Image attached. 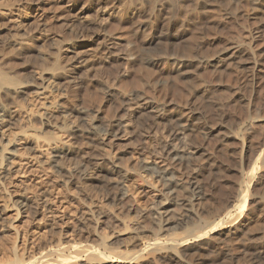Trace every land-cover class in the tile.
<instances>
[{
	"label": "rangeland",
	"instance_id": "rangeland-1",
	"mask_svg": "<svg viewBox=\"0 0 264 264\" xmlns=\"http://www.w3.org/2000/svg\"><path fill=\"white\" fill-rule=\"evenodd\" d=\"M60 1L61 0H0V25L5 24L9 30V31L8 30L5 31L2 34V35L6 34V36L4 35L3 38L7 37L6 39L8 40L14 39L18 41L19 43H21L22 46H25L26 48H29V49L32 47L31 48L32 53H29L26 56H21V57L18 56V57H15L14 59L12 57L11 58L12 60L10 62L11 65L15 66L17 69L18 68L26 69L27 67L31 66L35 69V72H37L38 74L41 71L39 67H42V64H41L42 60L44 59L46 54L49 53L50 47L54 49H61V52L59 53L61 62L65 60L64 52L69 47H72L75 50L82 52L81 55L85 56V58H88L87 59L88 61L89 59L91 61L92 58L90 57L94 56V50H93L94 45L92 44L94 41V38H93L94 32L93 30H90V29L80 30L79 26H81L82 24L94 23L96 19L100 20L102 16L106 14L107 16L111 15L109 17V20L110 19L111 20L108 21V23H106L107 26L105 25L106 27H104V29L105 28L106 29L104 31L105 32L108 31L109 34L113 33L111 35L120 37L118 39L120 41L122 40L123 44L125 42L124 45H128L127 43H130V46H129L130 50L128 49L129 50L128 52L131 51V53L134 55L133 57L134 59L133 58L131 59L130 57L128 62L124 64L125 65L124 70L125 68L127 69L126 71H123L124 75L121 76L120 78L121 80H119L118 81L119 83L116 84V89L120 90L121 92L123 91L124 93H129V94L130 93L131 94L136 93V95L142 94L143 96H146L147 98L154 100L155 102L163 106L166 110H170V109L172 110L174 108L181 110L182 113L184 114V122L192 126V129L194 130V133L196 136L202 137L200 139H198L197 137L196 138L198 139L197 141L202 142L206 140L204 133L206 131L207 126H213V125L215 126V124L217 125V127L220 125L218 128H223L221 131L223 130L228 131V129L230 128H233L232 131H235L236 129H238L236 131H239L240 126L236 123L235 120L238 118V115L239 116L240 114L242 115V112L244 109L240 102L234 101L235 98L238 95H240V93L249 96L256 90L259 93H261V95L264 92L263 91L264 90V67H263L262 72L252 74L251 71L237 64H232L234 68L231 67L232 65H228V67L227 65L224 67L222 66V68L221 67L213 68V67H208V66L203 65L204 67L198 69L200 72L197 70L195 72V75H193V77L190 80H183L171 71V66L168 63L164 64V62H162L160 65L147 66L145 64V60L147 58L155 57V54H153L154 52H151V51L146 52V54H143L145 52L143 50V47L145 45L144 43L150 37L149 36L150 29L148 27L139 25L141 19L139 17V14L136 8L137 7L136 4L140 3L139 0H116L117 2H115V5H114L115 7H113L111 4L105 5L103 3L101 5L103 7L100 6L101 8L92 7L84 13L83 12L78 13L79 10L83 7V3L81 2L80 5L78 6V9L76 12L77 14L73 13V17L71 16L70 18H63L65 15L64 13H62L64 12V8L61 9L62 8L61 5L63 4V2L61 1L62 2L61 3ZM143 1H148V0H143ZM40 2L41 3L46 2L45 4L46 11H41V10L36 11L37 9L36 6ZM240 3H238L239 5H237V3L233 4L235 6V7L234 6L232 7L233 11L235 10L239 11V9L241 10L239 11V13L236 11V13L239 15V18L240 16L242 18V19L240 18L239 22H241L243 25L246 22L245 25L247 24L246 25L247 27L244 25L245 30L248 29L250 26L251 28H253L256 25V23H258V21L263 17L264 3H263V8L261 7L257 11L258 16L254 20V22L253 20L247 21V19H249L247 16H249V12L252 11V8H251L252 6L249 3V1L244 0ZM134 4L136 7L133 6ZM64 5L65 3L63 4V6ZM215 8L212 9L213 11L210 9V13L207 11H200V12L198 11V13L196 14V19L198 20V24L191 27V33H196V34H193L195 37V40L199 42L203 41L204 43L206 39L208 38V40L203 44V47H202V50L204 51V53L201 50V56L205 58L209 57L210 54L212 56L214 55V53L216 54V52L220 49V47L223 46L227 38L230 39L232 36L234 35L237 36L238 34L241 33L242 24L241 23L237 24L239 23L238 20L236 22L233 19L231 20L224 19L222 17L223 8L222 7H215ZM98 9L100 12L98 11ZM219 9L222 11H219ZM133 13H136V14L133 15ZM218 13H221V14H218ZM243 13L244 15H242ZM58 14L63 17H60ZM40 15L42 17L39 18ZM97 15L98 16L100 15L101 17H98ZM113 15L114 16L117 15V16L114 17ZM209 16H212V17H209ZM214 16L216 18L217 17L221 19L223 18L225 20L223 21V23L225 22L226 24L224 23L223 25L218 26L214 21L215 20ZM58 17H60L61 19ZM152 19L155 20L156 18L155 19L152 18ZM67 22L68 24L66 25ZM201 23L203 26H205L204 28H206V30L202 29L203 26L201 25ZM207 26H208V29H207ZM223 26H225L226 28ZM232 26L235 27L236 29L233 28ZM216 28L218 29L216 30ZM211 29L213 32H211ZM237 29L238 31H236ZM233 30L235 31L234 33L236 34L233 33ZM216 32L218 33V35L220 36L223 35L224 37L218 36ZM195 35H197L198 37ZM202 35L205 37L203 38ZM200 37L202 40L199 39ZM241 37H243V35ZM38 39L39 41H37ZM46 41L49 42V44L45 45L44 42ZM213 43L215 46L213 45ZM257 45L259 47H264V36H262L261 40L259 39V42L257 43ZM179 48L180 50L182 49L185 52H188L189 50V48L186 46L184 41L182 42V44H180ZM55 51L56 50H54V52ZM4 53H7V51H3L2 48L0 47V54H4ZM28 55H29V58L27 57ZM26 59L30 60V62L28 60L26 61ZM38 64H39V67H38ZM11 65L10 66L7 65L6 67L10 68L12 67ZM144 68H147L148 70ZM235 68L236 70H238L237 68H239L240 71L239 70L236 71ZM96 69H97L96 67L93 69L92 71L93 73L90 76L91 79L87 78L86 79L87 81L85 80L84 82L85 84L82 88H80L79 90L71 89L69 90L68 95L70 97V100L73 97L72 101L74 105L80 106L89 112V114L91 115V117L88 118L89 120L92 119V117L94 116L96 112H100L98 114L99 118L101 117L103 118V120H107V118L109 119L110 115H112L113 112L115 113L117 110L120 111L121 99L116 98V97L115 99L113 97L112 100L109 101V98H107L106 96L107 94L105 93L104 86L102 85L95 86L94 81H100L102 82V84H104V81L106 80L108 76L107 73L105 74L106 75L105 76L102 71H99L100 68H98L99 70L98 69L96 70ZM216 69L217 71H215ZM94 73L95 74L99 73V74H96L97 76H95ZM22 74L26 75L27 72L23 71ZM221 74H223L224 76L226 75V77L222 76ZM253 76L255 79H253ZM102 77H105V78H102ZM205 79L207 81H204ZM239 79H241V81ZM243 79H246V80H243ZM198 81H200V84L197 83ZM203 82L205 83L204 86L201 85ZM198 84L199 86H202V87H199ZM231 84H233V87ZM193 85L194 86L197 85L199 87V88L196 87L198 88V90ZM229 85H231L230 89L232 90L229 89ZM238 85L239 86L241 85L240 87H242L243 85L244 86L240 90V87H238ZM101 86L102 88H104L102 89L104 90L103 92H101L102 90L100 91ZM45 87L46 88L43 91H38V92L35 90L31 91L26 96V100L23 101L22 105H19V106L18 105L16 106L12 101L0 95V104L2 105L8 104L7 106L9 110L11 111L19 112L21 110L20 112H22L21 113L22 117L20 119L21 122H19L21 125L18 124L19 127L21 128H19L18 126H17L18 128H15L16 127L15 126L9 129V127H2L0 125V137L2 136V138H0V141H1L0 147H2L3 144L7 142V140H10L13 143L9 144L10 146L8 145L6 148L10 147L9 149H13V150L17 149L14 156L11 159V164L9 165V167L10 166L11 167L9 168V171H7V175H6L7 178L6 177L4 178L6 180L4 179L2 181L0 180L1 181L0 182V216H1L0 222H2L0 223V229H2V226H4L5 228V229L4 228L2 229L4 233L0 232V263L7 264L9 262L8 260L13 261L16 259V257H18V259H22V258L24 259L22 264H27V263L28 264H124L121 262L122 260L124 261V258L128 256L134 257V255H137V256L140 255L139 257L142 258V260L151 259L152 256H150L149 254L151 252L149 251L148 253V251L147 252L143 251V249H144V244H146L149 241L151 242L155 239L153 235H156L155 234L156 232L153 233V230L157 229V225H158V220L156 219L157 213L159 211L163 212V208L166 207L167 210L169 208H172V210L170 209L169 211H173L175 214H180L181 213L180 207L175 205V203L171 205L163 206L164 205L163 203L164 202L166 203V200H167L164 195L166 191L161 186V183L157 180V178H155L154 180L153 179L154 176H150V175L147 176L148 173L146 174V172L145 173L142 172L143 170L141 171L140 167L142 165L140 166L139 155L130 153V151L133 148V145L131 146L130 144L126 143L125 147H119L120 150L119 149L116 151L114 150L111 153L109 152L108 148L102 149V147L100 148L99 146L98 147L92 146L85 142L82 145H78V146L74 145L72 144L74 140H72L68 136L69 133L67 130V126L72 125L73 123L76 122L75 117L63 118L61 122L65 124V128L61 130L58 128L62 126L61 123H57V125L54 127L55 129L50 128L46 125L45 126L42 125L41 117L42 116L44 117L45 113L47 112H51V113L55 112V109L53 108V106L51 107L50 105L55 102L58 103L61 99L60 92L55 86V83L52 82V80L47 81ZM191 87L195 88L194 91L193 89L191 90ZM234 87H237V88L235 89ZM88 88L89 89L92 88L93 91L89 90ZM200 88L201 89L203 88V89L201 90ZM257 88H259V90ZM195 91L197 92L195 93ZM237 91H239L240 93ZM245 91H246V94L244 93ZM90 93L91 94L93 93L94 95L96 94L95 97L91 95ZM228 95L231 97L232 101L230 100V97ZM262 96L264 97V95ZM116 100L119 102L117 103ZM226 100L230 102L227 103ZM221 102L222 103L224 102V105L221 104ZM218 103H220L219 106L217 105ZM236 103L238 105H241V107L238 106ZM110 104H112V106ZM222 105L224 106V108H222L223 107ZM117 106L119 109H117ZM99 107H102L100 108V111H98ZM229 107H231L230 109L232 111L229 109ZM234 107L238 110H235ZM259 107H262V106L259 105ZM239 108L241 109V111ZM109 109H111L112 112ZM194 109L195 110L197 109L196 111H199V112L200 110L205 111L206 118L204 115H202L200 120L202 119H207V120L197 121V118H195V116L192 114V112L193 113L195 112ZM224 109L225 111H228V112L225 113ZM262 110L263 109H260L259 113L257 114L252 113L251 117H253L252 115H254L255 117L258 114L264 115L263 113L264 110L263 111ZM217 113L221 115L219 116L217 115ZM33 114H35L36 116H34ZM29 115H33L34 118L36 117L37 119L41 118L39 119L40 121L37 120L36 118L33 120V123L36 122L34 123V125L36 124L35 128L37 126L39 128V129L37 128L38 130L43 129L45 132L47 131L46 132V134L48 133L47 136L53 135L52 133L54 132V137L62 140V142H60L62 143V146L66 144L64 146L67 147L68 145L69 147L70 145V147L75 148L72 157L70 156L69 158L61 162V165H62L61 168L63 172L61 173L55 172L56 169L53 168L52 165H49L50 163L49 156H50V152H52L51 147H53L51 143L49 144L48 141H45L42 138L41 139L39 138L40 140L38 139V141H36L37 140L36 133L38 131L36 133L34 131H36L37 129L33 131L32 128L28 127L30 128L29 130L24 126L26 122L28 123L27 116ZM225 116L227 117V119ZM233 117L234 118L236 117V118L234 119ZM213 118H214V121H212ZM222 119H223V122L221 123ZM94 123L96 122L94 121ZM207 124H210V125H207ZM225 124L227 125L225 126ZM228 125H230L229 126L230 128L228 127ZM263 127L258 131V134L255 136L256 138L254 137L255 142H257L262 136H264ZM25 130H26V133L25 132L23 133L22 131H25ZM43 130L42 132L46 136ZM42 132L39 131L38 134L40 133L42 134ZM210 143H212L210 144L211 147L212 146L214 147V145H216L214 141L212 142L210 141ZM108 153H110L111 155H114V156H111L112 158L110 157L111 162L117 161L121 164L122 168L129 171V173L127 174V176L129 175L126 179L127 181L124 183L126 187L125 191H126L127 196L126 198L124 197L123 200L121 201L116 198H113L115 195H118V193L120 192V188L115 187L114 185L115 182L112 179H107L105 181L103 180L101 182L94 183L92 186L87 187L86 184H88L89 182L86 183L87 181L85 182V179L83 176V175H86V176L91 175L93 173V165L95 163L94 161H96V159L101 158V157H107ZM219 153H217L218 159L215 160L216 163L213 166V168L205 170L203 173V175L205 176H203L200 179L201 187L204 186L202 188V192L205 198H203L202 200H195L193 202V204L195 203L194 205L195 210L196 211L199 210L198 214L199 215L201 214V217L205 216L202 218L206 220L208 219L206 217H209V221L213 219V217H211L213 215V212L215 211L220 212L224 208L226 202L232 196L231 194L237 188V184L238 185L240 184L239 182H241V179H242L241 177H244L241 183L247 184L248 182V179L244 175L241 174L242 170L238 162L235 160V157L232 156L231 153H229L228 151L227 153L225 151H221ZM97 154L99 156L98 158H97ZM95 155H96V158L94 157ZM204 159L205 158L203 159L201 158L200 160L201 163L200 162L199 163L203 164V162H206V159L205 161ZM147 163H148V160H147ZM149 163H151V160L149 161ZM3 164H2L3 166L0 165V173L4 171L5 163ZM260 166L261 168H263L262 165ZM67 171L68 172L72 171L73 174L76 175V177L78 175L83 174L82 175L83 177L80 179L77 177L76 179V177L74 176L73 182L67 181L65 180ZM219 176L222 177L223 181L220 179ZM214 177H215L216 183H212V182H215ZM225 177L228 179H226ZM65 182H69L73 184H69ZM152 184H154V186H156L157 188L154 187L153 189ZM212 184H215V185H213V187H210V185L212 186ZM77 186L79 188H77ZM82 187L84 188L82 189ZM157 190L159 191L157 192ZM109 191L111 192V195L109 194ZM180 191L176 192V196H182L185 194L183 191L181 192ZM162 192L164 196L160 194ZM84 193L86 195H84ZM205 194L207 195L205 196ZM21 200H24V202L27 203L25 207H27L28 209H26L25 207L17 208V205L19 201ZM163 200L164 202H162ZM15 201H17L16 203L17 205H15ZM216 205L218 206L215 209ZM219 207H221L220 210H219ZM262 209L264 210L263 207L253 209L254 214L252 215V219L250 221L251 223L249 224V228H248V230L252 231L253 233L255 232L259 233V231L264 230V211ZM232 211L233 212L230 213V215L232 214L231 217L228 216L229 214L227 215L226 213H224V215L225 214L226 215L225 216L223 215L224 217L222 216L223 220L220 218L216 222H219V220L220 221L222 220L221 222H224V220L227 223L231 222V220L233 219V216H236L235 215L236 213L239 214L238 211H234V210ZM207 213H210V214H207ZM216 213H214V215ZM208 215H211V216H208ZM176 230H174V233H176L175 232ZM178 230H177L178 232L176 235L180 237L183 235L182 234L183 231H181V229H178ZM161 234H164V233H161ZM165 235H161V237L162 236L164 237ZM14 249H16L15 251L17 255L16 254L14 255L13 253L15 252ZM138 253H141V254H138ZM4 261L7 263H5ZM212 263H213L212 260L206 262V264H212ZM262 264H264V262Z\"/></svg>",
	"mask_w": 264,
	"mask_h": 264
},
{
	"label": "bare ground",
	"instance_id": "bare-ground-1",
	"mask_svg": "<svg viewBox=\"0 0 264 264\" xmlns=\"http://www.w3.org/2000/svg\"><path fill=\"white\" fill-rule=\"evenodd\" d=\"M61 1L63 2V4L65 3V5L63 6L62 4L61 5L62 8L61 7L59 8L61 9L64 8V12L62 13H64L65 15L64 17L60 16L59 14L58 15L63 18H70L71 16L73 17V13L77 12L78 6L80 5L81 2L83 3V7L79 10L78 13L80 12L84 13L92 7L98 8L103 3L105 5L111 4L113 7H115L114 6L115 2H117L116 0H61ZM139 1L140 3L136 4L137 7L135 6V4L133 5L137 8L139 17L141 19L139 25L148 27L150 29V35H149L150 37L144 43L145 44L144 47L141 46L143 47V50L145 51L143 54H146V52H150V51L154 52L153 54H155V57L147 58L145 60V64L147 66L160 65L162 62H164V64L168 63L171 66V71L183 80H190L193 77V75H195V72L199 68L204 67L203 65L208 66V67H213V68H218V67L222 68V66L224 67L227 65L228 67V65L237 64L251 71L252 74L262 72L263 67H264V47H259L257 43L259 42V39L261 40L262 36H264V14L261 19L259 18L260 19L259 21L257 20L258 23H256L254 27L252 26L253 28H251V26L249 25L250 27L249 26L248 27L250 29L248 28L245 30V26L247 25V24L245 25L246 22L244 23L243 21L245 26L241 22H239L241 16L239 18V15L236 13L237 10L233 11V8H232L234 6L233 4L237 3V5H239L238 3L244 0H153V1L151 0L143 1L142 0V2L141 0ZM247 1H249V3L252 6L251 7L252 11L251 12H249L250 10L248 11L249 16H247L248 14L246 15L249 18L247 19V21L253 20L254 22V20L258 16L257 11L261 7L263 8L264 0H247ZM45 4L46 2L38 3L36 6L37 7L36 11L38 10L46 11ZM215 7L223 8L222 17L224 19H227V20L233 19L236 22L238 20L239 23L237 24H240V23L242 24L241 33L240 34L237 33L238 35L236 36L234 35L236 33H234L235 31L233 30L234 36H232L230 39L227 38L228 36L225 37L227 38V40L225 39L226 40L225 43L223 44L222 47H220V49L216 52V54L214 53L213 56L210 54V56L208 55L209 57L205 58L201 56V50H202L203 44L208 40V38L207 39L205 38L206 41L204 43L203 41L199 42L195 40V37L193 34H196V33H191V27L198 24V20L196 19V14L198 13V11L199 12L207 11L210 13V9L212 10ZM219 11H222V10L219 9ZM239 11L241 10L239 9ZM239 11L237 12L239 13ZM244 13L242 15H244ZM135 14L136 13H133V15ZM218 14H221V13H218ZM110 16L111 15L107 16L105 14L102 16L101 19L99 18L100 20L96 19L98 21L95 20L94 23L82 24L81 26H79L80 30L90 29V30H93L94 32L93 33L94 41L92 43L94 45V49L92 48L94 50V56L90 57L92 58L91 61L90 59L88 61L87 60L88 58H85V56H82L81 55L82 52L75 50L72 47H69L64 52L65 60L61 62L60 55H59V53L61 52V49H54L50 47L49 53L46 54V56L44 57L43 59L44 61L42 60V63H41L42 67H39L40 63L38 64V67L41 69V71L38 74L37 72H35V69L31 66L30 67L25 66L27 67L26 69H19V68L17 69L15 66L11 65L10 62L12 60L11 59L12 57L14 59L15 57H18V56L19 57L26 56L27 54L32 53L31 52L32 47L29 49V48H26L25 46H22L21 43H19L18 41L14 39L8 40L6 39L7 37L3 38V36L4 35L6 36V34L4 35L2 34L5 31H7L8 28L5 24L0 25V47L2 48L3 51H7V53L0 54V95L12 101L16 106L17 105L19 106V105H22V102L26 100V96L31 91L33 90L37 92L43 91L46 88L45 87L46 82L49 80H52V82L55 83V86L60 92L61 99L58 103L55 102L50 105L51 107L53 106V108L55 109V112L53 113L47 112L45 113L44 117L41 115L42 125L44 126L46 125L50 128H54L57 125V123H61L62 126L58 127L61 130L65 128V124L61 122L63 118L75 117L76 122L73 123L72 125L67 126V130L69 133L68 136L69 138L74 140V142H72V144L74 145H77V146L82 145L85 142L92 146H96V147L99 146L100 148L102 147V149L108 148L110 153L114 150L115 151L118 150L119 147H125L126 143L130 144L131 146L133 145V148L131 147L132 150L130 151V153L139 155L140 166L142 165L140 167L141 171L143 170L142 172L144 173L146 172V174L148 173L147 176L148 175L154 176L153 177L154 180L155 178H157V180L161 183V186L166 191L164 195L168 201L165 199L166 200V203H165L163 200L162 201L164 202L163 206L171 205L175 203V205L180 207V210H181L180 214H175L173 211H169L170 209L172 210V208H169L167 210L166 207L163 208V212L159 211L157 213L156 219L158 220V225L156 224L157 229L153 230V233L156 232L155 233L156 235H153L155 239L151 242L149 241L146 244H144V249H143V251H146V252L148 251V253L149 251L151 252L149 253L150 256H152L151 259L142 260V258L139 257L140 255L139 256L134 255V257L132 256L130 257L127 255L128 257L124 256L126 258L122 257L124 258V261L121 259L122 263L124 264H206L207 261L212 260L214 264H262L264 262V230L263 231L258 230L259 233L258 232L253 233L252 231H249L248 228H249V224L251 223L250 221L252 219V215L254 214L253 209L259 208V207L264 208V136H262L257 142L254 141V139L256 138L255 136L258 134V131L264 126V115L261 114L262 115L261 116L260 114H258L255 117L254 115H252L253 117H251L252 113L257 114L259 113L260 109L264 110V97L262 96L264 95L263 94L264 92L261 95V93H259L256 90L253 93L251 92L252 93L251 95L247 96L237 91L240 93V95L238 96L236 95L237 97L235 98L234 101L240 102L244 109L243 110L244 113L242 112V115L241 114L240 116L238 115V118L235 120L236 123L240 126L239 127L240 130L236 131L238 129L236 130L234 129L235 131H232L233 128H230L229 127L230 125H228V127L230 128L228 129V131L226 130L221 131L223 128H218L220 125L217 127L216 124L215 126L214 125L207 126L205 133L203 132L204 129L202 131L205 134L206 140L202 142L197 141L198 139L202 137L196 136L194 133V130L192 129V126L184 122V114L182 113L181 110H178L176 108L172 110L171 109L166 110L163 106H161L154 100L149 99L146 96H143L142 94L141 95H136V93L129 94V93H124L123 91L121 92L120 90L116 89V84L119 83L118 81L121 80L120 79L121 76L124 75L123 71H126L127 69L125 68L124 70V67H125L124 64L128 62L130 57L132 59L134 55L131 53V51L128 52L130 50L129 49L130 43H127L128 45H124L125 42L123 44L122 40L120 41L118 39L120 37L111 35L113 34L111 32H110L111 34H109L108 31L107 32L104 31L106 29V28L104 29V27L107 26L106 23H108V21L111 20V19L109 20ZM40 17L42 16L40 15L39 18ZM98 17H101V16L99 15ZM209 17H212V16H209ZM219 17L217 18L215 17V20H214L218 26L223 25L225 23V22L223 23V21L225 20ZM152 18L154 19L156 18V19L153 20ZM67 24L68 22L66 23V25ZM204 27L205 26H203L202 29L206 30V28ZM207 29H208V26H207ZM217 29L218 28H216V30ZM236 31H238V29ZM211 32H213L212 29H211ZM242 35L243 37H241ZM205 36H203V38ZM199 39H201V37ZM37 41H39V39ZM183 41L186 44V46L189 48L188 52H185L182 49L180 50L179 48L180 44H182ZM44 43L45 45L49 44V42L47 41ZM54 50L56 51L54 52ZM27 57L29 58V55ZM27 60L28 59H26V61ZM28 61L30 62V60ZM7 65L8 66L11 65L13 68L12 67L7 68L6 67ZM95 67L97 69L100 68V70L99 69L98 70L102 71L104 75L106 73L108 74L106 80L104 81V84H102V82L100 81H94L95 86H99V85L104 86L105 93L107 94L106 96L107 98H109V101L112 100L113 97L120 98L121 106H120V111L117 110L115 113L113 112V114L110 115L109 119L107 118V120H103V118L101 117L99 118L98 114L100 112H96L94 116L92 117V119H90L93 121L92 122L88 119L89 117H91L89 112L80 106L74 105L72 101L73 97L70 100V97L68 94H69V90L71 89L79 90L80 88H82L85 84L84 83L85 80L87 78L91 79L90 76L93 73L92 71ZM231 67L234 68L233 65ZM144 69H147V68H144ZM237 69L240 71L239 68ZM23 71L27 72V74L26 75L22 74ZM215 71H217V69ZM96 74H99V73H96ZM96 74L94 73L95 76H97ZM44 75L45 76L48 75V76L45 77ZM221 75L224 76L223 74ZM224 77H226V75ZM102 78H105V77H102ZM241 79L239 80L241 81ZM246 79H243V80H246ZM253 79H255L254 76H253ZM204 81H207V80L205 79ZM197 83L200 84V81H198ZM204 84L205 83L203 82L201 85L204 86ZM231 85L233 87V84ZM231 85H229V89ZM102 86H101L100 91L104 89L102 88ZM198 86L195 85L194 87L196 88ZM240 86L238 85V87ZM199 87H202V86H199ZM242 87H240V90ZM195 88L191 87V90L193 89L194 91ZM198 88L196 89L198 90ZM234 88L236 89L237 87H234ZM257 89L259 90V88ZM89 90L93 91L92 88H90ZM103 91L104 90H102L101 92ZM196 92L197 91H195V93ZM244 93L246 94V91ZM91 95L95 97L96 94L94 95L92 93ZM230 100L232 101L231 97H230ZM116 102L118 103L119 101L116 100ZM229 102L227 101V103ZM219 104L220 103H218L217 105L219 106ZM221 104L224 105V102L223 103L221 102ZM7 105L0 104V125L2 127H9V129L15 126H16L15 128H18L19 125H21L19 122H21L20 119L22 117V114H21L22 112H20L21 110L20 111L18 110L20 113L11 111L9 110ZM110 105L112 106V104ZM241 105H238V106L241 107ZM259 105H261L262 107H259ZM100 108L102 107H99L98 111H100ZM222 108H224V106ZM230 108L231 107H229V109ZM117 109H119L118 106H117ZM109 110L111 111V109ZM196 110L194 109L195 112L194 113L192 112V114L195 116V118H197V121H198L200 120L202 115L205 116L206 112L200 109H199L200 112ZM235 110H238V109L235 108ZM224 112L226 113L228 111H225L224 109ZM33 115L36 116L35 114ZM33 115L27 116L28 123L26 122L24 126L29 130L30 128H32V130L34 131L38 127L36 126L35 128L36 124L34 125V123L36 122L33 123V120L36 117L34 118ZM217 115L220 116L221 114L217 113ZM202 120L204 121L207 119H202ZM94 121L96 123H94ZM212 121H214V118ZM222 122H223V119L221 123ZM207 125H210V124H207ZM226 125L227 124H225V126ZM38 129L34 131L35 133L38 131L36 133L37 136L35 135L37 139L36 141H38L39 138L40 139L42 138L45 141H48L49 144L51 143V145L53 146L51 147L52 152H50V156H49L50 157L49 165H52V167L56 169L55 172H58V173L63 172L61 168L62 167L61 162H63V160L69 158L70 156L72 157L75 148L70 147V145L69 147L68 145L67 147L64 146L66 144L62 146V143H60L62 142V140L54 137V132L52 133L53 135L47 136L48 135V133L46 134L47 131L45 132L42 129L46 134L45 136L42 130H38ZM39 131H41L43 135L41 133H40L41 135L38 134ZM22 132L26 133V130ZM197 137L198 139H196ZM0 138H2V136ZM209 140L211 142L214 141L216 145H214V147L213 146L211 147L210 144L212 143H210ZM11 143L13 142H11L10 140H7V142L3 144L4 147L3 146L0 147L2 148L0 149V165L3 166L4 165L3 163H5L4 171L0 173L1 181L6 177L7 171H9V168L11 167V166L9 167V165L11 164V159L17 150V149H14V150L9 149L10 147L6 148ZM221 151H225L226 153L228 151L229 153H231L232 156L235 157V160L238 162L242 170L241 174L244 175L248 179V182L246 181L247 184L244 183L245 185L241 183L242 179H244V177H241L242 179H241V182H239L240 184L238 185L237 183H235L237 184V188L231 194L232 196L226 202V204L224 203L225 204L224 208L220 212L215 211V209L218 206L216 205L214 209L215 212H213V215L216 212L218 213H216L214 216L208 215V216L213 217V219L209 221V217H206L208 218L206 220L202 218L205 216L201 217V214L200 215L198 214L199 210L198 211L195 210L194 208L195 203L193 204V202L195 200H202L203 198H205L202 192V188L204 186L201 187L200 179L203 176H205L203 175L205 170L213 168V166L216 163L215 160L218 159L217 153ZM110 153H108L107 157H101V158H98L99 156L97 154L98 159L94 161L95 163L93 165V173L89 176L81 174V175H78L77 177L80 179L84 176L85 182L86 181H87L86 183L89 182L88 184H86L87 187L92 186L94 183H98L103 180L105 181L107 179H112L115 182L114 183L115 187L120 188V192L118 193V195H115L113 198H116L121 201L123 200L124 197L126 198L127 196L126 191H125L126 187L124 183L127 181L126 179L129 176V175L127 176L129 171L122 168L119 162L117 161L111 162L110 157L114 155H111ZM94 157L96 158V155ZM201 158L202 159L205 158L206 162H203V164H200ZM147 160H148V163H147ZM150 160H151V163H149ZM260 165H262L263 168H261ZM74 176L76 177V175L73 174L72 171H69V172L67 171L65 180L73 182ZM219 177L222 180V177L221 176ZM214 181H215V177H214ZM65 183H69V182H65ZM212 183H216V181ZM69 184H73V183H69ZM213 185L215 184H212V186L210 185V187H213ZM152 186H153V189L154 187L157 188L156 186H154V184H152ZM77 188L79 187L77 186ZM83 188L84 187H82V189ZM180 190L183 191L185 194L183 193L184 195L182 196H176V192ZM158 191L159 190H157V192ZM109 194L111 195L110 191H109ZM160 194L164 196L163 192ZM84 195L86 194L84 193ZM166 195H168L169 197ZM206 195L207 194H205V196ZM16 203L17 201H15V205H17ZM26 205L27 203H25L24 200H21L19 201L17 208H21V207L23 208ZM25 208L28 209L27 207ZM220 208L221 207H219V210ZM232 210L239 212V214L238 213L235 214L238 217L233 216L234 220L232 219L231 222H229L231 219L230 218L228 221L229 223L225 222V220L224 222H221L223 220L222 218L226 214L227 215L229 214L228 215L229 217L232 216V214L230 215V213L233 212ZM210 213H207V214H210ZM224 213L226 214L224 215ZM220 218L222 220L221 221L219 220V222H216ZM3 228L4 226H2V229ZM2 229H0V232H3ZM176 229L177 230L181 229V231H183L182 232L183 235L181 234L182 236L178 237L176 234L179 230L177 231ZM174 230H176L175 231L176 233H174ZM161 233H164V234H161ZM160 234L161 235L166 234V235L164 237L163 236L161 237ZM15 250L16 249H14V251ZM13 253L14 255L15 254L17 255L16 251ZM138 254H141V253H138ZM23 260H24L23 258L18 259V257H16V259L13 261L8 260L9 261L8 263L5 261L4 262L7 264H22ZM0 264H3V263H0Z\"/></svg>",
	"mask_w": 264,
	"mask_h": 264
}]
</instances>
